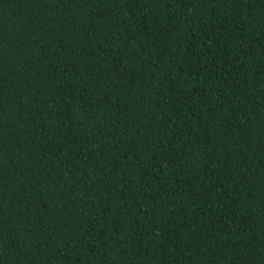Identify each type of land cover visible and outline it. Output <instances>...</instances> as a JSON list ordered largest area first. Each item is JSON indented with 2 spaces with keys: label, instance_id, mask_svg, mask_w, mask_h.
I'll return each mask as SVG.
<instances>
[{
  "label": "trees",
  "instance_id": "16d2710c",
  "mask_svg": "<svg viewBox=\"0 0 264 264\" xmlns=\"http://www.w3.org/2000/svg\"><path fill=\"white\" fill-rule=\"evenodd\" d=\"M0 264H264V0H0Z\"/></svg>",
  "mask_w": 264,
  "mask_h": 264
}]
</instances>
